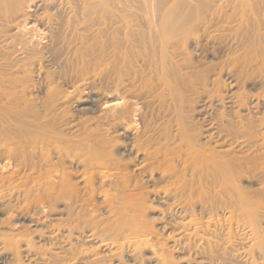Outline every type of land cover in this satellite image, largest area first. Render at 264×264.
<instances>
[{"label":"bare ground","instance_id":"obj_1","mask_svg":"<svg viewBox=\"0 0 264 264\" xmlns=\"http://www.w3.org/2000/svg\"><path fill=\"white\" fill-rule=\"evenodd\" d=\"M0 264H264V0H0Z\"/></svg>","mask_w":264,"mask_h":264}]
</instances>
